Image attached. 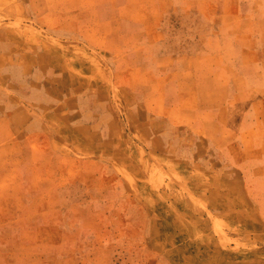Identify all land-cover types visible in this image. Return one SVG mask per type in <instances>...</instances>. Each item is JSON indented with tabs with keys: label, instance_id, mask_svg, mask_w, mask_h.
<instances>
[{
	"label": "crops",
	"instance_id": "obj_1",
	"mask_svg": "<svg viewBox=\"0 0 264 264\" xmlns=\"http://www.w3.org/2000/svg\"><path fill=\"white\" fill-rule=\"evenodd\" d=\"M113 13L90 27L89 48L99 55L102 72L61 70L38 44L21 57L19 73H0V264H8L7 226L28 222L34 204L45 200L46 210L54 212L31 224L55 225L56 208L68 219L64 225L77 224L81 209L71 206V187L60 183L71 177L72 163L85 170L94 166L97 177L101 163L116 161L107 156L134 145L145 149L146 164L157 167L166 185L161 162L176 166L172 175L180 180L188 172L193 193L238 229L240 241L264 242V42L246 35L245 12L224 11L226 24L205 50L178 54L158 24L161 14L154 12L145 23L121 10ZM82 24L76 32L87 36ZM17 54L0 43V70L11 71ZM61 162L69 164L60 169ZM93 213V224L101 225V207ZM155 218L146 207V226L153 231L163 225ZM65 233L63 245L74 249H56L54 240L49 254L64 255L68 263L85 258L86 235ZM92 240L99 241L97 234ZM146 256L166 259L167 253L149 249Z\"/></svg>",
	"mask_w": 264,
	"mask_h": 264
},
{
	"label": "rangeland",
	"instance_id": "obj_2",
	"mask_svg": "<svg viewBox=\"0 0 264 264\" xmlns=\"http://www.w3.org/2000/svg\"><path fill=\"white\" fill-rule=\"evenodd\" d=\"M236 9L245 12L242 25L246 26V35L255 37L256 42H264V0H0V43H9L12 51L18 53L12 70L6 66L0 73L5 76L19 73L24 62L21 57H29L31 49L38 44L50 51L49 55L56 58L61 70L82 69L81 75L84 68L102 72L99 55L89 48L94 42L90 27L100 21L103 25L117 10L145 23L154 12L157 16L161 14L158 24L168 31L173 52L200 53L218 27L226 24L224 11ZM142 11L149 13H138ZM79 21L82 25L87 23V36L76 32ZM262 69L264 72V66ZM128 150L125 154L107 156L116 161L101 163L102 173L97 177L94 166L85 170L79 163H72L71 177L60 179V183L71 187V206L81 209L77 224L64 225L68 219L57 208L55 225L31 224L29 221L45 222L46 213L54 212L46 210L45 200L34 204L28 222L7 226L8 264H150L152 261L157 264H264V242L240 241L238 229L226 226L222 218L207 209L206 198L193 193L188 172H183L184 179L180 180L172 175L176 166L161 162L160 170L163 172L162 168L166 167L168 175L166 185L157 167L152 169L146 164L144 148L134 145ZM68 164L61 162L58 167L63 169ZM99 168L97 165V172ZM197 181L201 183V179ZM96 188H101L102 194L95 195ZM95 206L103 210L102 224L96 226L93 224ZM146 207L163 223L154 227V231L146 226ZM113 221L115 224H111ZM80 222L87 224L80 225ZM69 230L70 234L78 230L86 235L87 253L85 258L69 259L68 263V257L56 254L53 258L48 251L54 240L55 243L59 240L56 249H74L63 245L62 233L67 234ZM18 233L22 234L15 236ZM96 234L99 241L94 242L92 237ZM149 249L165 251L166 259L147 257Z\"/></svg>",
	"mask_w": 264,
	"mask_h": 264
},
{
	"label": "bare ground",
	"instance_id": "obj_3",
	"mask_svg": "<svg viewBox=\"0 0 264 264\" xmlns=\"http://www.w3.org/2000/svg\"><path fill=\"white\" fill-rule=\"evenodd\" d=\"M208 188V187H207Z\"/></svg>",
	"mask_w": 264,
	"mask_h": 264
}]
</instances>
